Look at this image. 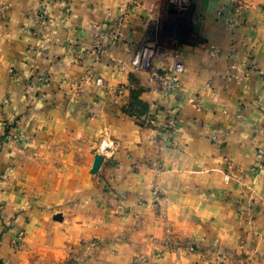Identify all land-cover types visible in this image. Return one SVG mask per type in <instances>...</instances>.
<instances>
[{"label": "crops", "instance_id": "0c3cea01", "mask_svg": "<svg viewBox=\"0 0 264 264\" xmlns=\"http://www.w3.org/2000/svg\"><path fill=\"white\" fill-rule=\"evenodd\" d=\"M175 2L0 0V264H264V12Z\"/></svg>", "mask_w": 264, "mask_h": 264}, {"label": "built area", "instance_id": "2783aa9c", "mask_svg": "<svg viewBox=\"0 0 264 264\" xmlns=\"http://www.w3.org/2000/svg\"><path fill=\"white\" fill-rule=\"evenodd\" d=\"M175 1H176L175 2L176 7L179 9V11L183 12L186 10L187 4L185 2L188 0H175ZM44 9H45L44 7H41L40 13L36 16V24H38L40 27H44L47 25V20L44 15ZM98 44H99L98 39H96L95 45ZM154 56H155L154 49L150 46H144L132 54L128 62V68L133 72L146 75L148 82L158 84L165 92H173L177 90V88L179 87L180 77L184 71L183 64L180 61H174L170 69L157 70L153 67ZM121 69L123 68L121 67ZM39 80L42 83H46L48 81L47 77H41L39 78ZM100 85H101V80L96 79L95 86L99 87ZM110 150L111 147L106 142H101V144L99 145V152L101 154H107L110 152ZM263 161H264L263 151L257 150L255 154V160L252 170L261 168L263 165ZM156 168L157 170H161L160 166H157ZM230 177H231L230 173H227L224 176V179L229 180ZM21 234L22 233L19 232L18 236H21ZM140 261H143V259H140Z\"/></svg>", "mask_w": 264, "mask_h": 264}, {"label": "rangeland", "instance_id": "374dc122", "mask_svg": "<svg viewBox=\"0 0 264 264\" xmlns=\"http://www.w3.org/2000/svg\"><path fill=\"white\" fill-rule=\"evenodd\" d=\"M190 1V0H189ZM235 1V3H239L241 7L250 6V5H258L264 12V0H230Z\"/></svg>", "mask_w": 264, "mask_h": 264}, {"label": "water", "instance_id": "95a60500", "mask_svg": "<svg viewBox=\"0 0 264 264\" xmlns=\"http://www.w3.org/2000/svg\"><path fill=\"white\" fill-rule=\"evenodd\" d=\"M183 13H185V11L182 12L181 15H182ZM163 28H164V27H163ZM164 30H166V31H167V30H170L169 26H166V27L164 28ZM102 160H103L102 155L96 154V155L94 156V162H93V165H92V168H91V171H90L91 174H96V173H97V171H98V167L100 166ZM58 217H59V216H58ZM55 218H57V217H55Z\"/></svg>", "mask_w": 264, "mask_h": 264}]
</instances>
